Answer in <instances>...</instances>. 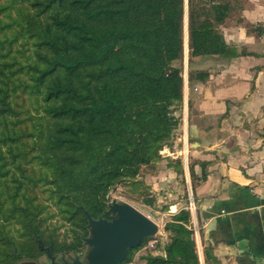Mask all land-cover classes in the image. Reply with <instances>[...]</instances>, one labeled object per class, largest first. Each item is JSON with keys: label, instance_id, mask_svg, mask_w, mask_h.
Masks as SVG:
<instances>
[{"label": "trees", "instance_id": "1", "mask_svg": "<svg viewBox=\"0 0 264 264\" xmlns=\"http://www.w3.org/2000/svg\"><path fill=\"white\" fill-rule=\"evenodd\" d=\"M227 12L187 0L189 63L235 55L218 29ZM184 14V0H0V264H16L12 224L43 240L50 215L30 184L47 186L58 215L80 228L86 214L106 217L117 183L145 186L141 168L179 124ZM189 219L184 209L171 216L165 256L146 254V264H199Z\"/></svg>", "mask_w": 264, "mask_h": 264}, {"label": "crops", "instance_id": "2", "mask_svg": "<svg viewBox=\"0 0 264 264\" xmlns=\"http://www.w3.org/2000/svg\"><path fill=\"white\" fill-rule=\"evenodd\" d=\"M215 1L227 5L218 29L235 55L195 56L189 63L186 44L183 99L175 111L184 145L175 146L172 158H179L186 185L169 166L155 171L148 165L137 179L151 186L146 189L158 204L162 196L154 181L173 187L162 197L158 229L167 241L153 255L165 256L164 225L184 209L199 264H264V0ZM189 71L204 79L189 81ZM152 201L141 205L152 211Z\"/></svg>", "mask_w": 264, "mask_h": 264}, {"label": "rangeland", "instance_id": "3", "mask_svg": "<svg viewBox=\"0 0 264 264\" xmlns=\"http://www.w3.org/2000/svg\"><path fill=\"white\" fill-rule=\"evenodd\" d=\"M184 26H183V32H184V53L183 58L179 61L175 62V65L181 67L183 79L185 77V71L187 68V58H186V44H187V0H184ZM183 89H184V82H183ZM26 108L33 114H36L35 107L31 100L25 101ZM179 128L178 126L173 131L171 140L169 141V145H165L160 151H159V158L155 160L152 164H149L151 166L152 170L155 171H162L166 170V167L169 166L170 168L174 169V171L177 173V170L180 169L178 166H176L180 160L179 158H175L177 156V153H174V149L176 145H184V139L180 140V134H179ZM168 148L170 151H168ZM153 165V166H152ZM148 166L145 165L141 168L140 174L141 176L145 177L143 172L144 169ZM182 167V164H181ZM183 171V167H182ZM143 181V180H142ZM164 180L157 179L154 182L157 185V191L159 192L160 196L165 197L166 192H170L173 190V187L168 186L163 187L160 183ZM178 182L181 184V186L186 185L184 178L182 177V174L178 177ZM144 183V181H143ZM34 188L32 184H30V194H33L35 197H37L38 200H40V203L46 207L42 215L48 216V218L45 220L42 225L44 226L45 230L43 232V240L44 241H52L53 245L57 248L56 252L53 253V249L50 245L42 244V239H35V238H28V237H21L19 235V228L20 225L18 223H15V225L7 227V230H9V236H11L14 239L13 243V254L14 257H10L8 262H16V264H51V259L47 256L45 252L46 247H50L52 250V253L54 257L56 258L57 264H63L62 259L67 260L68 262H71L72 260L78 258L82 262L88 264V258L87 254L91 249V245L85 241V238L92 237V227L87 224L84 228H80L77 226H74L64 218H62L60 215H58V209L53 204V200L50 198L51 193L50 191L45 188L47 186L41 185V183L37 184ZM146 187L151 186H137V185H130L125 183H117L114 185L109 193L107 194V200H106V208L104 212L106 213L107 220H110L115 213L108 212V207L110 203L115 200L117 202H127L131 205L138 206L139 208L143 209L144 212H149L151 214V219L158 221V229H162V221H163V212H164V206H166V201L164 198L161 197L162 201L158 204L155 201L154 196H149L150 192ZM169 187V188H168ZM172 192V191H171ZM188 193H191V189L189 187ZM173 194V193H172ZM152 199V203L150 208H152V211L150 209L147 210V207H144L141 205V202L143 200ZM167 201L169 198H166ZM155 210L161 211L160 213L155 212ZM101 217V216H100ZM80 236L82 242L80 245H77L76 237ZM162 232H159L154 234L151 237H148L142 241V243L136 247L133 248L130 252L129 257L121 263V264H146L145 256L146 254L153 255L154 253L158 252L162 249L164 244L166 243L167 239L163 238ZM162 239L164 241L162 242ZM152 240L157 241V245L155 244V247L151 250H148L145 248ZM74 246L75 249L69 248ZM9 249V247H8ZM22 251L25 252H31V256H26L22 253ZM14 262V263H15ZM1 264H5V261Z\"/></svg>", "mask_w": 264, "mask_h": 264}, {"label": "water", "instance_id": "4", "mask_svg": "<svg viewBox=\"0 0 264 264\" xmlns=\"http://www.w3.org/2000/svg\"><path fill=\"white\" fill-rule=\"evenodd\" d=\"M108 212L115 215L107 220L93 219L86 214L88 225L92 227V237L85 238L91 245L87 254L88 264H121L130 249L138 247L142 241L158 232L157 223L127 202L113 200ZM51 264H57L50 247L45 248ZM63 264H86L78 258Z\"/></svg>", "mask_w": 264, "mask_h": 264}, {"label": "built area", "instance_id": "5", "mask_svg": "<svg viewBox=\"0 0 264 264\" xmlns=\"http://www.w3.org/2000/svg\"><path fill=\"white\" fill-rule=\"evenodd\" d=\"M189 205L193 207V201H192V200L190 201ZM156 243H157L156 240H152V241L149 243V245H147L145 248H147V249L154 248Z\"/></svg>", "mask_w": 264, "mask_h": 264}, {"label": "flooded vegetation", "instance_id": "6", "mask_svg": "<svg viewBox=\"0 0 264 264\" xmlns=\"http://www.w3.org/2000/svg\"><path fill=\"white\" fill-rule=\"evenodd\" d=\"M104 214H106V213L104 212ZM107 216H108V215H106V217H104V216H101V217H103V218H107ZM53 253H54V252H53ZM53 253H52V255H53ZM64 260H65V259H62V262H64ZM66 261H67V260H66ZM55 262H56V258H55Z\"/></svg>", "mask_w": 264, "mask_h": 264}]
</instances>
